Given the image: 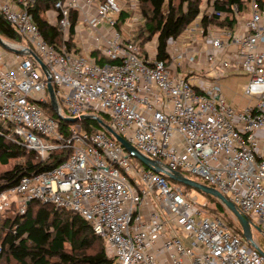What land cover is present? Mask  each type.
<instances>
[{
  "label": "built area",
  "instance_id": "2783aa9c",
  "mask_svg": "<svg viewBox=\"0 0 264 264\" xmlns=\"http://www.w3.org/2000/svg\"><path fill=\"white\" fill-rule=\"evenodd\" d=\"M37 1L0 0L25 40L4 39L14 50L0 44L1 130L41 161L70 152L2 191L0 213L15 205L23 214L33 200L67 209L106 242L114 264H264L258 241L262 251L222 217L205 215L197 196L166 174L204 178L264 232V5L250 0L233 28L205 30L204 15L225 14L217 0H203L196 19L169 40L164 60L157 38L143 48L136 39L145 20L139 0H54L45 14L62 33L58 47L34 20ZM237 73L250 76L245 95L255 101L244 109L228 104L219 83ZM82 115L103 120L160 170L136 165L104 127L61 130L65 117Z\"/></svg>",
  "mask_w": 264,
  "mask_h": 264
},
{
  "label": "trees",
  "instance_id": "16d2710c",
  "mask_svg": "<svg viewBox=\"0 0 264 264\" xmlns=\"http://www.w3.org/2000/svg\"><path fill=\"white\" fill-rule=\"evenodd\" d=\"M53 1L38 0L31 12L45 39L58 47L63 44L62 33L58 27L49 24L45 14ZM249 1L217 0L215 7L224 11L225 16L221 18L216 15L211 17L204 15L202 23L205 30L210 26L233 28L238 15L247 11ZM257 1L261 6L264 5V0ZM139 2L145 20L135 32L136 39L143 48L149 41L157 38V57L167 60L169 40L179 37L196 19L201 13L203 0H139ZM235 5L238 6V11L234 9ZM124 18L125 15L123 20ZM72 21L71 38L76 22L75 16ZM0 36L14 43H25L1 12ZM94 54L98 56L97 53ZM98 61L105 63L108 60L98 58ZM44 106L51 115H57L50 103ZM60 123L61 130L69 135L68 128L72 123L67 121ZM80 125L88 131L103 128L95 119L83 120ZM69 152L58 150L41 161L37 159L34 151L8 138L0 125V167H4L0 171V193L18 185L21 178L26 175L54 168L67 158ZM167 178L177 183L168 175ZM185 188L191 189V186L185 185L184 190ZM200 192L215 202L217 211H225V206L218 198L201 190ZM229 223L231 224L230 221ZM236 225L233 228L244 236L239 221ZM0 247V264H114V259L109 256L103 240L100 241L92 234L87 221L67 209H57L52 204H43L38 200L31 201L23 214L15 205L0 213Z\"/></svg>",
  "mask_w": 264,
  "mask_h": 264
},
{
  "label": "rangeland",
  "instance_id": "374dc122",
  "mask_svg": "<svg viewBox=\"0 0 264 264\" xmlns=\"http://www.w3.org/2000/svg\"><path fill=\"white\" fill-rule=\"evenodd\" d=\"M247 14L248 13L245 12L244 14H241V15L245 16ZM148 48L150 50V44L148 45ZM249 81H250V76L247 75L246 73H237V74L229 75V76H227V77H225L219 81V83L222 86L223 96L226 98L229 105H231L232 107H238L239 109H244L248 105L253 104L255 102L254 100L252 102H250L251 99L245 95V86L249 83ZM81 121H83V120L78 121V124L72 123L73 124L72 126L81 124ZM131 158L136 165H143L144 164L139 158H137L135 156H131ZM3 168L4 167H0V171ZM183 175L189 176L193 180H196L202 184L211 185L204 178L197 176L195 174L184 172ZM175 182L180 184L183 188L185 187L184 183L177 181V180H175ZM185 191L190 192L192 194V196H197V203H198L197 205L204 211L205 215H218V216L222 217L223 220L228 225H230L232 227L237 226L236 225V222L238 221L237 218L225 206V204L221 200H219V201H221V203L225 206V211H217L215 209V202L210 200L203 193H201L200 190H198L194 187H191V189L185 188ZM13 199L18 200L17 197H15ZM169 217L171 218L172 216L169 215ZM229 221L231 222V224L229 223ZM251 228H252L253 240L258 241V243L260 244L261 248L264 251V232L258 228H255L254 226H252ZM99 240L102 241L101 239H99ZM103 244L105 246V249H107L106 242L103 241ZM107 251H109V250L107 249ZM108 254H109V252H108ZM109 256H111V255L109 254Z\"/></svg>",
  "mask_w": 264,
  "mask_h": 264
},
{
  "label": "water",
  "instance_id": "95a60500",
  "mask_svg": "<svg viewBox=\"0 0 264 264\" xmlns=\"http://www.w3.org/2000/svg\"><path fill=\"white\" fill-rule=\"evenodd\" d=\"M0 44L3 45L5 48H8L9 50H14L7 44V42L1 36H0ZM31 54L35 57L36 60H38L40 62L42 67L45 69L46 66H45L44 62L38 57V55L33 51H31ZM48 91L50 94L51 102H52L53 106L57 109L58 108V102L56 99V94H55L54 86L50 81L48 82ZM64 119L68 122H71V123H77L80 120H86V119L97 120L102 127L106 128L123 145V147L126 150H128V152L130 153L131 156H135V157L139 158L144 164L151 166V167H155L156 170H160L159 168H156V165H157L156 161L151 160L148 157L141 154L123 136H121L120 134L115 132L108 124H106L103 120L97 118L96 116L82 115L80 117H65ZM166 174H168L169 177L174 179V180L180 181V182L184 183L185 185L194 187L198 190H201L204 193L210 194V195L218 198L219 200H221L225 204V206L235 215V217L237 218V220L241 224L244 237L248 241H250L253 246L258 247L256 242L253 240L251 221L244 214H242L240 212V210L237 208V206L231 200H229L223 193H221L218 189H216L212 186H208L206 184H202V183H200L196 180H193L191 178L185 177L184 175H181L178 172L173 173V172H167L166 171ZM29 204H30V202H27V205H29ZM262 252L264 253V251H262Z\"/></svg>",
  "mask_w": 264,
  "mask_h": 264
},
{
  "label": "crops",
  "instance_id": "0c3cea01",
  "mask_svg": "<svg viewBox=\"0 0 264 264\" xmlns=\"http://www.w3.org/2000/svg\"><path fill=\"white\" fill-rule=\"evenodd\" d=\"M81 32H82V35L85 36L86 35V32H87L86 28L85 27H82L81 28Z\"/></svg>",
  "mask_w": 264,
  "mask_h": 264
}]
</instances>
